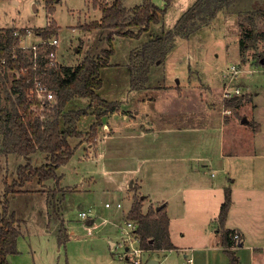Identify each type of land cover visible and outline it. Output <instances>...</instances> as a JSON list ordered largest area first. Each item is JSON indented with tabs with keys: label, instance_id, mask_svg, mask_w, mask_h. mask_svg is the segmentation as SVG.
<instances>
[{
	"label": "rangeland",
	"instance_id": "rangeland-1",
	"mask_svg": "<svg viewBox=\"0 0 264 264\" xmlns=\"http://www.w3.org/2000/svg\"><path fill=\"white\" fill-rule=\"evenodd\" d=\"M95 1L103 3L102 0ZM121 1H123L125 9L131 10L141 5L144 0ZM150 1L160 9L165 6V0ZM196 1L172 0L167 10L161 15V22L151 24L149 31L142 33L140 37L129 38L114 35V55L110 58L108 66L101 70L102 85L97 91V95L108 102L115 101L119 107L118 111L112 113L115 116L113 118L111 113L104 115V119L101 117L99 126L96 124V134L92 138H88L85 137V133L90 132L91 125L96 121V113L87 108L88 100L76 98L67 104V111L85 110L88 112L77 123L78 130L83 134V137L70 140V144L76 149L68 163L59 168L58 173L61 176V181L58 185L54 183V180H49L44 186L38 185L37 180H33L23 187H15L14 190H20V193L17 191L8 197V214L12 213L16 217L21 231L16 245L17 254L8 257V264H135L133 260H137L136 264H140V259L142 260L141 264L145 262L147 257L145 253H139V256H135V258L131 255L128 260L119 259V256L125 254L126 244L124 241L127 240V237L123 236L122 232H125L126 229L121 234L106 235L108 227L87 228L85 223L89 218H82L78 215L82 209L87 211L90 208L93 210V216L90 218L100 219V222L108 220L111 215L119 217L120 212L115 211L113 205L117 203L118 199H122L121 203L125 204L123 210L126 209L128 196L125 192L127 186L123 181L125 178L120 175L117 176L118 179L107 182V179L102 176L100 163L95 161V157H86L84 149L80 148L79 144L83 143L88 151L87 145L91 143L94 147L92 151L95 152V147L99 142L106 137H113L114 140L109 143L117 145L114 150H119L124 148L125 140L117 138L118 127L116 125L121 124L124 118H127L129 125L134 121V124H142L143 129L151 127L155 123L159 132L163 134L157 140L158 142L154 141L156 140L155 136H153V140L150 139L158 146L156 153L148 151L150 152L149 156H152L149 158L159 156L160 159H164L165 162H161L157 169V177L161 173L163 180L172 178L173 167L169 162V158L173 154L172 141L166 134L172 121L169 114L177 109L174 122L186 121V116L187 121L197 127L199 139L200 136L212 137L206 130H211V126L208 124H213L217 118L214 119L212 111L207 109V105L212 106V104L206 105V103L212 102L218 106L219 99L223 104L232 100L223 98L222 75L226 72L227 67L236 64L243 70L246 69L247 73L243 74L239 81V84L245 88L243 95L238 97H242L241 105L231 108L235 117L238 119L246 117L250 125L253 126L254 121L249 109H254L252 105L260 108L264 115V73L262 68L264 66V0H237L233 5L221 10L208 26L195 31L187 39L177 38L173 49L169 51L165 59L159 65L155 63L152 66L148 88L137 91L129 88L131 53L152 38L160 36L162 32L173 29L180 16ZM100 16L101 12L94 7L92 0H0V28L9 30L15 27L26 30V33L29 30L34 35L36 31L39 33L45 27L51 26L53 33L48 34L46 40L54 38L59 40L56 51L59 52V61L63 67L68 64H70L68 67H75L86 53L99 57L101 50L106 49L108 30L98 29L87 32L83 29L86 25L97 22ZM46 24L48 25L46 26ZM130 30L135 32L137 28L133 27ZM246 35H250V39L245 38ZM41 37L43 38L42 35ZM242 39L245 40L247 46L245 50L241 49ZM35 40L39 39L35 38ZM27 43H30V40ZM27 43L25 42V44ZM76 50L78 51L76 52ZM261 58H263L262 64L259 62ZM57 64L60 65L59 62ZM14 78L13 71L0 75V109L9 107L7 93L11 92ZM219 83L221 89L218 87ZM5 87L7 91L4 90ZM176 92L179 97L185 98L184 102L177 99ZM211 92L212 94H210ZM198 93L204 96L203 100L197 95ZM102 110L104 108L100 107L99 112ZM152 110H154V117L149 119L145 114ZM96 111L98 112V110ZM124 114L126 117L122 119L121 115ZM110 118L111 125L108 123ZM146 118L150 121L147 122ZM151 120L153 121L151 122ZM148 129L154 131L152 128ZM241 129H245V127ZM251 129L254 131L256 128L252 127ZM125 134L127 135L124 132L123 135L125 136ZM239 134L242 136L244 132ZM195 140L197 139L195 138ZM198 145L196 144L195 147ZM101 147L104 146L101 145ZM199 148L201 150L200 145ZM194 150L200 151L199 149ZM92 151L90 150V153ZM98 155L99 153L96 157ZM44 161L46 159L43 154L30 155L33 167L43 165ZM21 164H26L21 156L13 154L7 158L2 154L0 147V212L4 200L3 180L11 184L16 176L17 167ZM156 164L157 162L154 164L146 162L141 169L145 173L155 168ZM263 164L264 157L256 159L254 162V167L259 173V168ZM118 166L125 167L127 165L122 163ZM219 174L221 175V173ZM89 175L94 177L96 183L91 186L89 191L75 193L81 191L80 187L74 186L79 183V178ZM206 176L209 178V173ZM258 178H260V174ZM166 181H170V179ZM257 187L263 188L262 184ZM32 189L38 190L31 192ZM52 192L57 200V207L60 206L67 228L71 232L65 245L59 247V254L56 251L58 244L54 235L58 234L60 223L55 221V215L48 214L49 211L51 213V210L45 202L49 198L51 200ZM138 198L140 199L139 196L135 197V199ZM107 202L112 205L111 208H105L104 204ZM45 203L47 214L42 210H45ZM125 218L127 217L123 218V213H121L120 219L124 220ZM47 223L48 225H46ZM45 226L55 234L47 233ZM173 227L174 229L178 228L176 222ZM59 232L60 238H68L65 228ZM107 236L116 244L112 248L113 250L110 249ZM243 252L242 263L248 258V253ZM164 256L158 257L159 264H186L182 254L177 252ZM188 257H192L194 264H203L202 253L195 255L191 253ZM205 259L209 260L210 264H221L222 262L230 264L228 263L229 259L218 251L206 253Z\"/></svg>",
	"mask_w": 264,
	"mask_h": 264
},
{
	"label": "crops",
	"instance_id": "crops-1",
	"mask_svg": "<svg viewBox=\"0 0 264 264\" xmlns=\"http://www.w3.org/2000/svg\"><path fill=\"white\" fill-rule=\"evenodd\" d=\"M111 2L113 1H109L108 3ZM47 25L48 24H46V26ZM0 29L7 30L5 28ZM11 29L18 30L21 34H24L22 31H26L15 27ZM28 33L26 35L27 38H25L26 41L23 42L27 43L30 40V43H27V45L44 40V38L41 37V31L39 33L36 31L33 35L28 30ZM30 34H32L31 37ZM35 38L39 40H35ZM77 51L78 50H76V52ZM58 53L57 50L55 52V59H57V63L59 62V64L62 65L59 61L60 58ZM85 56H87V53L81 58L77 65L81 63ZM159 64L160 62L156 63V65ZM150 71L152 73V68ZM218 87H220V83ZM147 88L148 82L147 86H145V90ZM206 94H209V92H206ZM210 94H212V92ZM197 95L203 100L204 96L202 94L198 93ZM176 97L179 101L184 102L185 100L183 96L179 97L177 92ZM83 100L87 99L83 98ZM112 102L115 101L112 100ZM149 104H151V102H149ZM207 104H212V106ZM206 105L208 111H212L211 113L214 119L217 118L216 121H213V124H208V126H211V130H206L212 137L200 136L201 138L199 139L197 127L193 123L188 122L186 116V121L174 122L176 120L175 115L177 114V109L169 114L172 121L166 134L171 138V148L173 150V154L169 158L170 165L173 167V177L167 178L170 179V181L161 179V173H159L157 177L159 164L165 162V160L160 159L159 156L149 158L152 156H149L150 152L148 151L157 152L156 149L158 145L155 142H158L157 140L161 138L163 134L159 132L155 123L152 124L151 127H146L144 129L141 127L142 124L136 123L138 126L134 124L135 121L132 122L133 124L130 123V125H132L130 126L127 118L123 119V117H126L124 114L121 115L123 122L116 125L118 127L117 138L120 137V140H125L123 144L124 148L114 150L117 145L109 143L111 140H114L113 137H106L99 142L95 147V152L92 151L94 147L91 143L87 145L88 151H86L83 143L82 145L79 144L80 148L84 149V155L86 157H95V161L100 163L102 176L107 179V182L118 179L117 176L119 177L120 175L125 178L123 181L125 182V186H127L125 192L126 195H128L126 209L123 210L125 204L121 203L122 199H118L117 203L113 205L115 211H119L120 215L123 213V218L128 217V212L134 203V199L138 196L142 200L141 212L145 215L150 209L156 212V210L161 207H165L168 218L169 240L173 249L157 251H146L141 249L140 253H145L147 255L143 264H146L149 260H154L159 264V256L165 255L164 257H166V254L175 252L182 254L186 264H194L192 257L189 258L188 255L191 253L194 255L202 253L204 256L203 264H210L209 260L205 259L206 253L218 251L226 256L221 242L222 230L227 229L233 230L240 235L241 247L238 246V248L232 249L237 258V264H264V164L259 168L260 173L254 167L255 160L264 157V115L260 111V108L252 105L254 109L249 108L254 121L252 126L246 117H242L247 121L245 123L241 121L242 119L235 117L233 109L227 108L220 99L218 106L212 102L206 103ZM216 110H218V112H216ZM111 115L112 118L115 117L114 114ZM145 115H147L149 119H153L154 110L149 111L148 114ZM188 115L189 113L187 116ZM216 115L217 117H215ZM146 121L148 122L150 120L147 119ZM152 121L153 120H151V122ZM108 123L111 125V118ZM242 127H245V129H241ZM252 127L256 129L253 131V129H251ZM148 128H152L154 131ZM124 132L127 133V135L125 134L124 136ZM199 132L201 131L199 130ZM240 132H244V135L241 136L239 134ZM153 136H155V142L152 141ZM195 138L197 140H195ZM196 144L201 146V150L199 145L195 147ZM101 145L104 147L102 148ZM98 148L100 149L96 150ZM194 149H199L200 151ZM90 150L92 151L91 153ZM97 153H99L98 157H96ZM9 156H7V158ZM146 162L151 164L157 162V164L152 170L143 173L141 168H143V164ZM122 163H126L127 166H118ZM59 168L57 169V173ZM208 173L210 175L209 178L206 176ZM219 173H221V175ZM256 173L260 174V178H258L259 174ZM57 177L60 183L61 176H59V173ZM94 180V177L91 175L79 178V183L74 186L80 187L81 191H76L75 193L89 191L91 186L96 183ZM54 183L56 182L54 181ZM45 184L46 182L43 184L38 183V185L43 186ZM259 184H262L263 188H258L257 186ZM227 189L231 193V205L228 209L229 212L225 224L221 228L218 222L219 210L224 203L225 191ZM33 190L36 191L38 189H32L31 192H34ZM106 204H108V202L104 204L105 208H111L112 205L109 204L106 206ZM117 205H120V207H117ZM42 210L47 214L46 203L45 210ZM82 212L88 215L85 218H89L85 223V227H108V232H105V234L110 236L121 234V232L126 229V222L130 221L128 218H125L127 219H124L125 221L120 219V215L119 217L111 215L108 217V220L100 222V219L90 218L93 216V210H90V208L87 211H83L82 209L80 213ZM80 213L78 215H80ZM59 215L63 221L69 239L71 232L69 228H67V223L63 218L64 215H62L60 206ZM117 220H119V223ZM174 222H176L178 228L174 229ZM46 225H48V223ZM45 228L47 233H52L47 226H45ZM54 236L57 240V235L55 234ZM107 240L110 249L114 248L116 245L115 242L110 239L109 236H107ZM64 245L65 243L60 246ZM60 246L58 245L56 249L58 254L60 253ZM133 248H139L138 242L133 244ZM243 251L248 253V258L242 263L241 257L244 253ZM141 261L140 259V264ZM221 264H223V262Z\"/></svg>",
	"mask_w": 264,
	"mask_h": 264
},
{
	"label": "trees",
	"instance_id": "trees-1",
	"mask_svg": "<svg viewBox=\"0 0 264 264\" xmlns=\"http://www.w3.org/2000/svg\"><path fill=\"white\" fill-rule=\"evenodd\" d=\"M102 1L103 3H99L92 0L94 7L101 12L100 20L86 25L83 29L87 32L98 29L108 30L107 47L101 50L99 57L87 54L75 67L51 64L50 58L54 55L56 47L46 44L38 47L36 54L38 62L33 69L31 55L18 48L20 39L13 35L14 29H0V61L3 59L5 67L9 70H21L19 78L15 76L13 80L11 92L7 93L9 107L0 109V147L4 156L16 154L26 163L17 167L16 176L11 184L3 180L0 264H8V257L17 254V240L21 235L16 217L12 213L8 214V197L17 191L20 193V190H14L15 187H23L32 180H37L39 184L54 180L58 185L57 169L65 165L75 151L70 140L83 137L77 123L88 112L67 111V104L76 98L88 100L87 108L96 113V115L93 113L96 121L91 125L90 132L85 133V137L92 138L96 134V124L99 126L101 117L115 113L119 108L116 102L105 101L97 95L102 85L101 70L108 66L110 58L114 55V35L140 37L142 33L149 31L151 24L161 22V15L167 10L172 0H165L163 9L150 0H144L141 5L131 10L125 9L121 0H112L111 3ZM236 1L197 0L180 16L173 29L162 32L160 36L152 38L131 53L129 88L133 91L145 89L151 73L150 69L155 63L165 59L169 51L173 49L177 38L187 39L195 31L208 26L221 10L233 5ZM133 27L137 28V31H131ZM50 33H53L51 26L41 31L45 39ZM249 36L246 35L245 38L250 39ZM240 44L241 49L245 50L247 46L244 39ZM259 62L262 64L263 58ZM35 81L54 96L51 106H47L42 112H40V103L31 95ZM4 90L7 91V88L5 87ZM241 101L242 97L234 98L226 101L225 104L226 107L235 108L241 105ZM100 107L104 110L99 112ZM35 153L43 154L46 163L33 167L30 155ZM56 201L52 192L51 200L47 199L46 203L51 210L48 214L55 215V221L60 223L57 232V243L60 246L66 243L68 238L62 239L59 236V231L64 229V226ZM230 205L231 193L227 189L224 203L219 210L218 222L221 228L225 224ZM141 207L142 201L139 198L135 199L127 217L135 224L134 231L139 248L146 251L172 250L165 207H161L156 212L150 209L146 215L141 212ZM233 233V230H222L221 245L229 263L237 264V258L231 246Z\"/></svg>",
	"mask_w": 264,
	"mask_h": 264
},
{
	"label": "built area",
	"instance_id": "built-area-1",
	"mask_svg": "<svg viewBox=\"0 0 264 264\" xmlns=\"http://www.w3.org/2000/svg\"><path fill=\"white\" fill-rule=\"evenodd\" d=\"M28 33V31H27ZM27 33L21 34L20 31L14 30L13 35L18 37L19 40V49H22L27 52V54H30L31 56V62H32V68L35 69L38 62V56L37 49L39 46H45L46 44L50 46L57 47L59 44V40L57 38H54L52 40H43L39 43H32V44H25L23 43L26 41L25 38H27ZM29 34V33H28ZM4 49V48H3ZM56 56H51L50 62L51 64H57L56 62ZM263 73H264V66ZM12 70H9L5 67V61L2 59L0 61V75L6 74L7 72H11ZM14 75L19 78L21 75V70H15L13 71ZM247 70H243L240 68L238 64L231 65L226 68V72L222 75V89H223V98L225 99H234L238 98L241 95H243V89L244 86L239 84V81L243 74H246ZM32 92V96L35 97V99L40 103V112L43 111L44 108H47V106H51L54 96L50 91H45L38 83L35 81L34 87ZM46 105V106H45ZM45 106V107H44ZM45 110V109H44ZM109 204H106L108 206ZM117 207H120V205H117ZM80 216L82 218L87 217L88 215L86 213H80ZM135 224L132 221L126 222V230L123 233V236L127 237V240L124 241L126 244L124 249V253L122 256H119V259L122 260L123 258L128 259L132 255V257L135 258V256H139V253L141 252V248H133V244L138 242L136 233H135ZM231 242H232V249L238 248V244L241 243L240 235L237 232H234L231 235ZM134 263L137 262V260H133Z\"/></svg>",
	"mask_w": 264,
	"mask_h": 264
},
{
	"label": "water",
	"instance_id": "water-1",
	"mask_svg": "<svg viewBox=\"0 0 264 264\" xmlns=\"http://www.w3.org/2000/svg\"><path fill=\"white\" fill-rule=\"evenodd\" d=\"M241 121H242L243 123L247 122V121H245V118H242ZM238 246L241 247L240 244H238ZM146 264H157V262L154 261V260H149V261L146 262Z\"/></svg>",
	"mask_w": 264,
	"mask_h": 264
}]
</instances>
